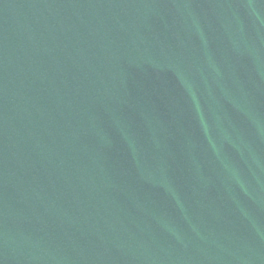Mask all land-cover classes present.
I'll return each mask as SVG.
<instances>
[{"label":"water","instance_id":"1","mask_svg":"<svg viewBox=\"0 0 264 264\" xmlns=\"http://www.w3.org/2000/svg\"><path fill=\"white\" fill-rule=\"evenodd\" d=\"M0 264H264V0H0Z\"/></svg>","mask_w":264,"mask_h":264}]
</instances>
